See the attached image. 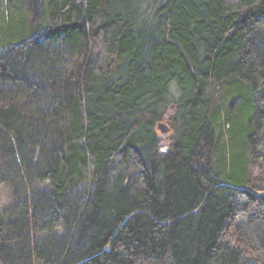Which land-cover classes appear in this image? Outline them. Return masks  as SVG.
Masks as SVG:
<instances>
[{
    "label": "trees",
    "instance_id": "trees-1",
    "mask_svg": "<svg viewBox=\"0 0 264 264\" xmlns=\"http://www.w3.org/2000/svg\"><path fill=\"white\" fill-rule=\"evenodd\" d=\"M0 264H264V0H0Z\"/></svg>",
    "mask_w": 264,
    "mask_h": 264
},
{
    "label": "rangeland",
    "instance_id": "rangeland-1",
    "mask_svg": "<svg viewBox=\"0 0 264 264\" xmlns=\"http://www.w3.org/2000/svg\"><path fill=\"white\" fill-rule=\"evenodd\" d=\"M171 113H172V111L170 112V114H171ZM163 123L169 127V123H168L167 121H164ZM169 128H170V127H169ZM158 132H159L160 136L162 137V130H161L160 128H158ZM170 135H171V129H170L169 132L165 135V137H162L163 140H164V142H165L164 146H166V144H168V143H167V142H168V137H169ZM255 208H257V206H254V207H253V210H254Z\"/></svg>",
    "mask_w": 264,
    "mask_h": 264
},
{
    "label": "water",
    "instance_id": "water-1",
    "mask_svg": "<svg viewBox=\"0 0 264 264\" xmlns=\"http://www.w3.org/2000/svg\"><path fill=\"white\" fill-rule=\"evenodd\" d=\"M158 128H160L162 130V137H165V135L169 132L170 128L165 125L164 123H160Z\"/></svg>",
    "mask_w": 264,
    "mask_h": 264
}]
</instances>
